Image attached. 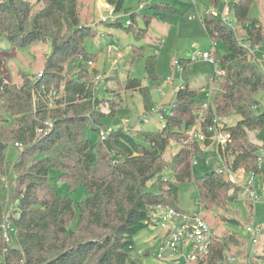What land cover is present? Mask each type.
Segmentation results:
<instances>
[{"label":"trees","instance_id":"trees-1","mask_svg":"<svg viewBox=\"0 0 264 264\" xmlns=\"http://www.w3.org/2000/svg\"><path fill=\"white\" fill-rule=\"evenodd\" d=\"M202 1L214 6L221 3ZM254 1L230 4L239 26L236 30L212 12L201 15L212 42L221 41L226 48L215 53L224 71L220 88L211 98L199 100L197 90L181 85L165 125L139 141L133 127L105 128L106 118H116V108L108 113L100 109L104 98L95 93L92 79L97 69L88 66L99 53L90 52L86 43L97 31L83 22L81 0H0V38L20 48L50 42L41 77H26L21 85L7 79L0 58V193L4 176L20 214L18 219L12 216L15 238L6 243L5 199L0 198V264H138L135 236L148 227L149 207L164 203L180 209L179 183L194 179L198 199L207 210L222 198L232 199L229 190L240 187L224 177L220 166L202 177L193 175V158L204 151L200 141L188 144V132L198 123L206 102L200 125L207 135L204 145H211L208 128L218 123L219 130L230 135L224 147L214 146L227 168L264 172L257 161L262 144L250 137L264 126V113L256 112L264 72L251 51L264 42V23L250 14ZM105 3L118 12L124 0ZM152 8L154 16L172 21V7L155 4ZM163 8L168 14L159 12ZM154 58L146 65L152 78H156ZM127 88L145 90L138 77L129 78ZM58 91L61 96L50 105ZM231 117H237L233 124L226 121ZM49 121L51 128L46 124ZM90 130L104 132L95 140L88 136ZM172 142L180 149L167 160L165 153ZM15 143L19 156L10 162L8 150ZM11 167L15 182L9 178ZM58 183L65 184L68 192L62 193ZM80 188L85 189V196L75 201L70 194ZM236 235L215 234L209 254L192 264H221L229 239ZM257 260L250 264H264V250Z\"/></svg>","mask_w":264,"mask_h":264},{"label":"rangeland","instance_id":"rangeland-1","mask_svg":"<svg viewBox=\"0 0 264 264\" xmlns=\"http://www.w3.org/2000/svg\"><path fill=\"white\" fill-rule=\"evenodd\" d=\"M105 1L81 0L83 22L97 31L95 36L86 41L90 52L99 53L97 60L88 62L91 70L97 69V72L92 74L96 83L95 93L104 98L100 104L102 112L108 113L113 107L116 108V118L105 119L106 130L120 126L123 120L128 119L130 125L137 130V139L144 141L146 133L157 131L165 125L166 115L171 113V104L181 85L188 84L191 89L197 90L199 100L211 98L219 90V81L223 76L218 77L215 64L200 58L193 60L192 54L194 51H208L213 44L201 21V15L204 12H212L220 17L225 5L223 0H220L218 6L202 0H124L123 8L116 12ZM155 4L174 9L171 22L154 16L155 9L152 6ZM36 10L38 7L34 9ZM167 11L165 8L159 10L160 13L168 14ZM250 14L264 23V0L254 1ZM150 16L155 17L154 20L150 21ZM216 44L219 51H226L221 41ZM251 51H254L255 59L264 72V42ZM49 52V41H40L20 48L5 38H0V58L4 63V73L8 80L20 85L26 77H41ZM150 57H155L156 78H152L146 68ZM134 77L141 80L145 90L127 88L129 78ZM60 96L61 91L54 92L50 105ZM256 98L259 102L256 112L264 113V90L260 91ZM205 112L206 110L203 115ZM226 121L233 124L237 117ZM103 132L90 130L88 136L97 140ZM250 137L252 141L262 144L261 149H264V126L254 131ZM190 143L193 142L189 138L188 144ZM200 148L204 152L197 155L198 164L193 167L195 177H202L221 164L214 145L205 146L200 143ZM179 149L180 145L172 142L165 153L166 159H171ZM8 151L10 162L15 161L19 156L18 148L10 145ZM260 167L264 171V160ZM170 172L166 170L164 173L170 175ZM252 175V172H248L245 177ZM15 177L14 168L11 167L9 178L15 182ZM224 177H228L227 171L224 172ZM1 181L4 190L1 191L0 198L2 201L5 199V215L10 217L17 203L7 190L8 181L4 176ZM235 184L240 190L236 191L235 187L229 190V195L234 196L232 199L222 198L220 202L211 203L208 210L204 207L202 210L216 235L228 238L233 232L238 234L234 239H229V250L221 264H250L258 261L257 256L263 253L264 235L262 234L259 244L255 245L252 243L254 236L247 231V227L251 224L264 226V200L252 203L244 183ZM178 187L179 208L189 212L200 210L201 206L197 201L199 190L195 180L181 182ZM58 188L64 194L68 192L65 184L58 183ZM254 189L258 195H263L264 172L255 174ZM153 190L157 191L158 187ZM70 195L75 201H81L85 196V189L80 188ZM162 234L159 227L148 226L135 236L137 249L134 257L139 260L138 264H186L184 256H177L168 262L157 258L158 239ZM229 255H236V260H229Z\"/></svg>","mask_w":264,"mask_h":264},{"label":"built area","instance_id":"built-area-1","mask_svg":"<svg viewBox=\"0 0 264 264\" xmlns=\"http://www.w3.org/2000/svg\"><path fill=\"white\" fill-rule=\"evenodd\" d=\"M194 2H196V0H194ZM232 2L233 0H223L225 8L220 18L227 26L233 30H236L238 26L230 11V4ZM103 20L105 21L106 19ZM216 43L217 42H213L211 49L208 51H194L192 54V59L197 60L200 58L213 62L218 69V77H222L224 72L220 70L218 62L215 58V53L218 50ZM214 79L215 77H213V80ZM208 105L209 102L204 104L203 110L200 111V116L198 117V123L194 125L188 132L189 138L192 142L200 141L203 143L207 139V135L201 130L200 125L204 111ZM161 117L163 116L161 115ZM216 121L219 122L218 118H215V122ZM46 124L48 128L52 127L51 121L47 122ZM217 124L211 125L208 128L209 131L212 132L211 145H214L215 147H224L228 142L230 135L228 132L219 130ZM121 126H124L125 128L133 127V125H130L128 119L123 120V124ZM38 132L41 133L42 129L38 128ZM18 145V143H15V146ZM263 150L264 149H261V154L257 159L259 166L264 160ZM219 159L221 160L220 171H227L229 180L234 183L241 184V182H243L245 191L248 193L252 203L255 204L261 200H264V193L262 196H260L254 189V173L252 177L247 178L245 177L247 172L244 169L230 171L227 168L226 163L221 158ZM192 163L193 166L198 164L197 157L194 156ZM167 179L168 178L165 177V180ZM197 201L199 206H201V209L193 212L177 209L164 203H157L149 207V218L145 221V223L148 226L159 227L163 232L162 236L158 239V247L156 252L158 259L168 262L172 261L177 256H184L186 264H192L209 254L215 232L213 231L212 226L210 225L204 211L202 210V204L200 200L198 199ZM12 216H15L16 219L19 218L20 214L16 208L10 217L7 215L4 217L2 228L3 237L6 243H11L13 240V233H16L13 222L14 218H12ZM247 231L254 236L252 238V243L256 245L260 242V238L264 232V226L251 224L247 227ZM229 260L235 261V257L229 255Z\"/></svg>","mask_w":264,"mask_h":264},{"label":"crops","instance_id":"crops-1","mask_svg":"<svg viewBox=\"0 0 264 264\" xmlns=\"http://www.w3.org/2000/svg\"><path fill=\"white\" fill-rule=\"evenodd\" d=\"M107 4V3H106Z\"/></svg>","mask_w":264,"mask_h":264}]
</instances>
